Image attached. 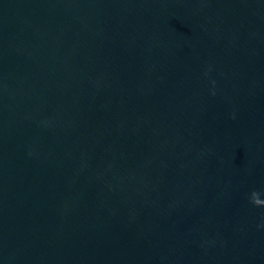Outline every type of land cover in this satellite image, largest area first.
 I'll use <instances>...</instances> for the list:
<instances>
[{"label":"clouds","instance_id":"clouds-1","mask_svg":"<svg viewBox=\"0 0 264 264\" xmlns=\"http://www.w3.org/2000/svg\"><path fill=\"white\" fill-rule=\"evenodd\" d=\"M250 202L254 206H264V200L259 198V195L256 192H253L250 197Z\"/></svg>","mask_w":264,"mask_h":264}]
</instances>
